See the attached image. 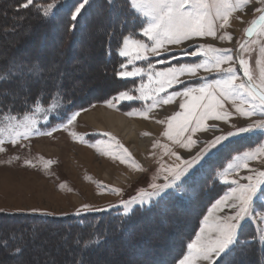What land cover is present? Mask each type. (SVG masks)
<instances>
[{"label": "rangeland", "instance_id": "374dc122", "mask_svg": "<svg viewBox=\"0 0 264 264\" xmlns=\"http://www.w3.org/2000/svg\"><path fill=\"white\" fill-rule=\"evenodd\" d=\"M97 1L104 4L107 15L97 18L87 32L81 31L79 27L74 29L78 33L76 42L80 46L67 45L65 41L63 42V37H60L73 31L70 23L67 24L61 20L71 19V13L77 6L75 3L74 6L65 3L58 8V14L64 17L54 18L60 32L58 28L50 27L47 30L48 34L44 39L42 38L43 41L40 35L41 40L38 36L32 35L17 53L12 54L11 59L8 58L10 72L21 71L22 74L27 75L28 79L11 81L4 87H0V128L5 129L4 143L0 144V148H3V151H0V214L78 216L77 212L82 215L113 210L123 217L125 215L122 214L124 211L122 202L129 201L131 198L139 199L141 195L152 193L154 190L150 185L170 183L172 173L196 156L205 141L211 140L213 136L220 135L222 131L226 132L230 128V124H226L223 120H205L203 122L205 127L214 124L216 128L195 133L185 132L183 137L177 139H182L187 146H181L163 135L165 131H169L171 135L175 134L188 109L195 103L193 97L198 93L193 92L186 97H175L172 103L164 104L163 98L173 91H182L185 85H174L173 88H166L165 92H159L160 85L156 73L166 72L168 68L178 67L180 63L204 62L209 57L185 56L181 53L180 46L169 45L168 47L172 49L171 52L161 56H149L148 60H135V53H133L131 57L133 63L128 64L129 58L119 57L116 46L118 38L121 37V22L125 19L121 15L122 11L128 14L127 18L131 21L135 9L129 11L128 0H114V8L107 3V0ZM231 2L236 3V0H231ZM96 4L93 3L91 8H96ZM253 5L255 7L262 6L259 0H252L247 8L233 11L229 15V25L223 31L231 35V40L220 41L218 37L215 39L213 37H196L194 39L198 43L212 44L217 49H232V54L235 56L237 45L246 36L245 29L252 27L251 22L259 17V14L253 9ZM8 7V0H0V16H2L0 30L2 33L11 31L6 35L3 33L2 39L0 38V48H4L0 49V60L5 59L8 51L15 48L12 45L18 41V38L30 34V28L23 27V24L27 26L26 22L18 23L16 26L14 24L22 18L19 15L23 14L8 17L6 14ZM249 9L253 10L249 11ZM50 16L52 17V15ZM87 16L90 14L88 13ZM141 19L147 18L141 17ZM119 20L120 29L118 30ZM113 21H115L114 32L112 30ZM13 25L17 30L15 33ZM131 27H135L139 36L141 28L139 21L135 25L126 24L124 34H128ZM99 32L101 33L98 34ZM117 32L118 36L112 38L110 53L109 33L116 34ZM260 33L259 25L242 44L246 45L247 50L241 51L240 49L239 52L248 62V67L257 83H259L257 60L260 58V45L264 44V35ZM141 38L146 40L145 37ZM39 40L41 44H38ZM191 50L195 49H189V51ZM45 53L47 58L40 61ZM38 57L39 61L36 60ZM102 57H105L106 60L102 61ZM54 59L58 61L53 62ZM149 62H151V67ZM121 63L127 64V68L121 69ZM27 65H32V67H27ZM38 65L43 68L44 75H41L42 71ZM57 67H66V69H59L60 71L53 69ZM222 67H228V65L224 64ZM234 67L237 75L236 83H240L241 74L236 64ZM136 68L141 69V74L138 76L119 77L116 75L117 71L131 72ZM205 75L207 82L223 78V74H205L201 69L197 78H188L185 84L198 89L201 84L199 77ZM63 80L65 83H69L68 87L71 90H74L75 87L82 89L80 94L78 93L79 98L59 93L61 94L59 96L43 97L38 108L36 105H32L31 101L38 95L40 96V94H35L38 88H42L46 84H54L59 88ZM121 91H128L135 97H141L143 94L144 98L112 101L111 106L105 103V101H111ZM30 93L31 97H26ZM157 98H160V102L149 110V106ZM26 99L27 104H25ZM181 103L185 104V108L180 107ZM52 105L55 107L49 111L48 109ZM28 107L33 110L26 113ZM225 108L233 114L228 118L229 121L241 124L246 121L247 118L236 114L235 107L231 102L225 103ZM99 109L121 115L129 124L134 123L131 127L137 136L133 141L126 140V136L122 132L112 131L105 120L98 115ZM57 111L65 118L64 120L57 119L53 115V112ZM75 112H79V115L71 125H67L66 128L57 127L51 135L33 133L27 139L18 138L15 144L9 139L8 131L18 126L25 115L34 118L35 128L43 132L51 130L53 126L62 122L66 123V117ZM9 113L16 119L8 120L6 116ZM174 113H180V116L170 122L172 128L169 129L167 117ZM86 114L91 116L86 118ZM46 116L47 119H45ZM139 122L144 126L136 127L140 125ZM188 136L197 142L189 145ZM148 138L149 141H144L142 145L139 144L140 140ZM260 142H264V138L258 134L242 139L234 138L228 149L217 152L205 168L198 170L196 176L188 182L182 195L174 194L173 189H165L159 196L150 199L143 206L134 205L128 215L134 210H137V214L144 212V216L138 217L136 219L138 223L133 225L140 226L139 236L149 239L144 246L145 250L143 249L145 254H148L149 257L153 254L151 253L153 250L150 248V252L148 249L153 244L168 245V249L171 248L170 251H172V247L177 242L182 243L184 244V253L175 263L178 264V261L189 253L187 245L196 240L197 234H200L201 238L213 235L214 226L232 213L229 208H225L222 212L216 210L210 212L209 209L212 208L215 201L229 193L232 188L237 187V184L230 183L231 181L236 180L239 184H246L249 181L245 177L255 178L254 170L257 168L264 170V164H262L264 153L259 151ZM250 148L257 151L255 159L246 161L247 168L244 167V162H240L238 168L235 167L238 163L233 159L238 154L236 150L243 153ZM26 161L30 163H26ZM48 161L52 163L45 167ZM229 165L232 167L230 168ZM209 168L223 173L216 177L214 185L211 182L212 173L209 172ZM225 180L229 183H224ZM165 193L168 194L165 195ZM176 198H180L184 204L189 203L188 209L179 208L186 213L194 211L197 206L202 205L199 215L200 222L193 228L190 238L181 235L187 231L190 217L181 211L175 215L172 214V205L173 203L175 205ZM203 201H209V203L205 206ZM85 205L87 208L84 207ZM159 210L161 211L162 225L173 226L177 233L170 234L166 229L158 227L157 223H151L155 222V216ZM206 216L207 220L204 219ZM9 220L0 218V222ZM146 223L151 224L152 228L147 229V233H144L141 226ZM241 223L242 235L246 238L256 237L257 241L254 244L260 245L258 237L264 234V213L249 216ZM1 230L0 227V233ZM14 230L17 232L16 234H9L5 239L0 240V264H69L62 261L63 256L71 257L76 254L74 249L68 247V241L64 242V234L45 230L39 232L40 228L23 230L15 227ZM21 231L23 234L30 233L32 236L28 240L27 246L18 243L22 240L20 238ZM35 233H37L36 236ZM17 248L20 249V252L16 251ZM128 250L131 251L130 248ZM129 253L132 254V252ZM129 253L127 255L129 258L137 257L138 260L140 259V264H146L147 260L143 258L145 254L141 257L133 254L130 257ZM110 254L99 256L97 259L99 262H94V264H104ZM241 262L238 264H256L252 255L243 258ZM83 264L86 262L84 261Z\"/></svg>", "mask_w": 264, "mask_h": 264}, {"label": "snow or ice", "instance_id": "6c2138e0", "mask_svg": "<svg viewBox=\"0 0 264 264\" xmlns=\"http://www.w3.org/2000/svg\"><path fill=\"white\" fill-rule=\"evenodd\" d=\"M252 0H236L232 3L231 0H128L129 11L135 9L132 13V20L125 18L121 22V37L117 40L116 51L119 57L129 58L127 63H133L132 54L135 53V60H148L149 56H161L172 51L168 46H180V51L185 56H208L209 59L204 62L180 63L178 67H170L163 73H156L159 82V92H165L166 88H173L174 85L184 84L182 91H173L166 98H163L164 104H170L175 97L190 96L193 92L198 94L193 97L195 103L188 109L187 114L182 122L179 123L174 135L169 131H165L163 135L167 136L173 142L179 143L181 146H187L182 139L185 132L195 133L197 131H208L215 129L216 125L211 124L204 126L205 120L219 121L223 120L226 124H230V128L226 132H221L220 135H215L211 140L205 141L204 146L197 152L196 156L186 163L182 168H179L172 173V181L163 185H150L153 188L152 193L141 195L139 199L131 198L129 201L122 202L124 209L123 215H128L133 206L140 204L143 206L148 203L150 199L159 196L165 189H173L176 195H182L190 180H192L198 170L205 168L213 156L221 151L228 149L233 139H242L246 136L258 134L264 138V44L260 45V58L257 60V67L259 68V83L256 82L254 76L248 67V62L243 58L242 54L233 55L232 49H217L209 43H198L194 38L196 37H218L220 41L225 39L231 40L232 37L226 31H223L229 25V15L233 11H239L247 8ZM35 3V0H26L22 5H17L18 8H27ZM89 3V0H80L71 13L73 21L77 20L78 14ZM111 6L114 0H107ZM261 7L253 9L259 14V19L253 20L251 23L256 25L259 23L261 27V35H264V0H259ZM58 5L53 0V3L47 5H38L37 11H42L45 17L53 14V9ZM249 9V11L253 10ZM141 17L147 19H141ZM238 18V17H237ZM139 21L140 33H136L135 27L128 30V34H124V26L126 24L135 25ZM248 36L253 34V28L245 29ZM115 33H109V52L111 53V41ZM145 37V39L141 38ZM253 43H256L253 41ZM189 49H195L189 51ZM241 51L247 50L246 45H240ZM147 53V55H145ZM239 63L243 71L244 77L247 81L241 80L236 83L237 75L235 71V64ZM227 64L228 67H222ZM151 67V62H149ZM121 69H126L127 64L121 63ZM203 70L205 74L217 73L223 74L222 79H215L207 82L206 75L199 77L201 84L198 89L187 86L185 81L188 78H197L199 71ZM141 74V69L136 68L134 71H117L116 75L119 77H132ZM9 73L3 75L7 79ZM184 77V79H181ZM129 94L128 91H121L117 96H114L111 101H105L111 106L112 101L119 102L120 100L142 99ZM51 99V97H50ZM160 102L157 98L152 105L154 107ZM231 102L235 107L236 114L240 117L247 118L244 123L231 122L229 117L233 115L225 108V103ZM27 99L25 104H27ZM32 105L39 107L42 103V97L37 96L31 101ZM55 105L49 107V111ZM181 108H185V104H180ZM219 109V110H218ZM31 107L26 108V113L31 112ZM57 119L64 120L65 118L57 112H53ZM79 112L72 113L66 117V123H60L53 126L51 130L41 132L40 129L35 128V119L25 115L18 126L11 128L8 131L9 139L13 144L18 138L27 139L30 135H51L57 127L66 128L71 125ZM180 113L167 117L169 121L168 128H172L171 121L175 120ZM256 117L255 119H251ZM8 120H15L16 117L11 116L10 113L6 116ZM47 119V116L45 117ZM160 122V121H158ZM49 123H51L49 121ZM46 127V126H45ZM21 129H23L21 131ZM5 129L0 128V144L4 143L3 134ZM188 144L196 143L191 136L187 137ZM155 146V145H154ZM3 151V148H0ZM233 157L238 163L235 167H239L240 162H244V167H248L247 160L255 159L257 151L249 149L243 153H239ZM261 153H264V142H260ZM125 152L127 150L125 149ZM175 154V153H172ZM26 163H30L27 162ZM52 163L48 161L45 164ZM264 164V161H262ZM231 168L232 166L229 165ZM212 173V184L216 183V177L223 175L218 170L209 168ZM254 177H245L249 182L246 184H239L236 180L230 183L237 184V187L231 189L229 193L221 196L209 209L222 212L225 208L232 210V213L223 218L222 222L216 224L213 228V235L201 238L197 234L196 240L187 245L189 250L178 264H222L224 256L231 254L237 248L248 246L257 241L256 237H244L242 235V221L249 216H255L259 213H264V170L257 168L254 170ZM224 183H229L225 180ZM119 191V190H115ZM168 193H165L167 195ZM87 208V206H84ZM79 215V212L76 213ZM205 220L208 219L206 216ZM203 232V229H201ZM260 245H264V234L258 237ZM73 243L80 247L81 256L83 252L89 250L91 247H96L100 243V235L97 233L87 239L78 237ZM20 251L19 248L16 249ZM75 264H82V259H77Z\"/></svg>", "mask_w": 264, "mask_h": 264}, {"label": "trees", "instance_id": "16d2710c", "mask_svg": "<svg viewBox=\"0 0 264 264\" xmlns=\"http://www.w3.org/2000/svg\"><path fill=\"white\" fill-rule=\"evenodd\" d=\"M26 0H8L9 7L7 8L6 14L8 17L10 15L15 16L18 14L22 18L15 22V26L18 23H27V26L23 24V27H29L30 28V34L22 35L21 38H18V41L14 43L12 46L15 47L14 49H11V51H8L6 54L5 59L0 60V87H4L9 82L19 81L20 79H28L27 75L22 72H10V64L8 61V58H12L13 53H17L20 50V47L24 46V43H26L32 35H36L39 37L41 36V39L48 34L47 30H49L50 27L52 29L58 28L60 32V28L56 26V22L54 21V18L58 17H64L63 15L58 14V8L62 7L65 3L69 6H74L75 4H78L80 0H55V3L58 5L56 8L53 9L52 17L48 16L45 17L42 13V11H37L38 5H47L49 3H53V0H38L35 1V3L27 8H18L17 5H22L25 3ZM93 3L96 4V8H91ZM112 8L114 6L112 5ZM90 14V16H87V14ZM103 15H107V10L104 8V4L98 2L97 0H89V3L86 5V7L82 10L80 14H78L77 20L73 21L71 19H62L61 21L65 23H70L72 25V32L70 34H63L60 37H63V42L68 45L70 44L75 46H80L78 42H76V39L78 38V33L74 31L76 27L81 28V31L87 32L89 30L90 26L95 22V20ZM124 18H127L128 14L124 13L122 11V14ZM2 16H0L1 20ZM1 24V23H0ZM113 25V32L115 31V21L112 22ZM59 26V25H58ZM13 29L15 28L14 25L12 26ZM120 29V20H119V27ZM117 30V31H118ZM14 33L17 32L16 29L13 31ZM3 33L9 34L11 33L10 30ZM2 31L0 30V38L2 39ZM99 32L98 34H100ZM118 36V32L114 35L116 38ZM40 39V37H39ZM40 39V40H41ZM42 39V41H43ZM39 40L38 44H41ZM106 41L104 42V44ZM63 44V43H62ZM4 49V48H0ZM10 54V55H9ZM36 55V54H31ZM17 56V55H15ZM23 58V56H21ZM43 58L38 57L36 60H44L47 58L46 53L45 56H42ZM29 58V57H27ZM29 60H31L29 58ZM35 60V61H36ZM106 60L105 57H102V61ZM32 61V60H31ZM58 60L54 59L53 62H57ZM27 67H32V65ZM38 68H41V75H44V70L40 65H38ZM55 70H64L66 67H57L53 68ZM59 70V71H60ZM5 73H9V76L7 79L3 78V75ZM98 73V71H97ZM99 74V73H98ZM102 75V74H101ZM107 75V74H105ZM104 75V76H105ZM108 76V75H107ZM103 77V75H102ZM14 79V80H12ZM69 83H65L63 80V83L60 85L59 88H57L54 84L52 85H45L42 88H38L35 91V94H40L42 97L47 96H53V95H70L75 98H79V92H81L82 89H79L80 87H75L74 90H71L68 87ZM68 92V93H67ZM32 93V92H31ZM31 93L27 94L26 97H31ZM61 93V94H59ZM79 93V94H78ZM206 200H208L205 197ZM205 202V206L209 201H203ZM189 203L184 204V202L180 198H176L175 205L173 203L172 205V214L175 215L177 212L181 211L185 213L187 217H190V222L188 224L187 231H184L183 236L190 238V234L198 224H199V215L200 211L202 210V205L197 206L194 211L191 212H184L180 209H188ZM180 208V209H179ZM160 210L158 213H156L155 216V222L151 223H157L158 227L161 229H166V231H169L170 234H175L177 231L174 229L173 226H163L162 225V216H160ZM171 215V217H173ZM3 216V217H2ZM144 216V212H139L137 214V210H134L130 215L128 216H121L117 214L115 211L110 210L107 212H96V213H86L82 215H37V214H0L1 220L3 218L10 219L8 222H0V227L2 228L0 233V240L5 239L7 235L9 234H16L17 232L14 230L15 227L18 229H37L40 228L39 232L41 230H45L47 232H57L59 234H64L65 238H63L64 242L68 241V247L70 249H74L76 254L75 256H63L62 261L68 262L69 264H75L77 259H82V264L85 261L86 264H94V262L97 261L99 256H102L104 254L111 253L110 256L105 260L104 264H140L137 257L129 258L127 255L129 252H132L130 254V257L135 254L136 256H142L145 254L144 246L148 242V238L144 237L142 238L139 236V225H133L134 223H138L136 220L138 217ZM17 221V222H16ZM165 222V220H163ZM148 224V225H146ZM141 226V230L144 233H147V229L152 228V226L149 225V223H146ZM150 226V227H149ZM6 229V230H5ZM22 232V231H21ZM100 235V243L96 247H91L89 250L83 252L81 256V249L80 247L73 244V240H75L79 235L81 239H87L95 234ZM37 233H35L36 236ZM41 234V233H40ZM169 234V235H170ZM21 239L20 242L23 246H27L29 244V241L32 236H30V233L28 235L20 233ZM73 239V240H72ZM154 242V241H153ZM130 248L131 251L128 250ZM153 250L151 252V249ZM144 249V250H143ZM149 251L153 253L150 257L148 254H145L143 258L147 260L146 264H175L177 260L181 257V255L184 253V244L178 243L172 247V251H170L171 248L168 249V245L164 246L159 244H153L149 246ZM20 252V251H19ZM170 252V253H169ZM12 255V254H11ZM112 255V256H111ZM246 255V256H245ZM252 255L256 261V264H264V246H260L258 244H250L245 247L237 248L234 250L231 254L224 256L222 264H238L241 262L243 258L249 257ZM258 258V259H257ZM112 259H114L112 261ZM122 260V261H121ZM243 263V262H241Z\"/></svg>", "mask_w": 264, "mask_h": 264}, {"label": "bare ground", "instance_id": "6f19581e", "mask_svg": "<svg viewBox=\"0 0 264 264\" xmlns=\"http://www.w3.org/2000/svg\"><path fill=\"white\" fill-rule=\"evenodd\" d=\"M98 115L105 120L106 124L110 127L112 131L115 132H122L126 136V140L128 141H133V139L137 136L135 134V131L131 127L133 124H129L128 121L121 115L112 113L110 111H106L104 109H99L98 110ZM90 114H86L85 117L88 118L90 117ZM140 125H137L136 127L139 128V126H144V124L140 123ZM149 126V125H148ZM146 127V126H145ZM151 128V127H150ZM149 141V138L146 140H140L139 144L142 145L144 143ZM133 144V143H132Z\"/></svg>", "mask_w": 264, "mask_h": 264}, {"label": "water", "instance_id": "95a60500", "mask_svg": "<svg viewBox=\"0 0 264 264\" xmlns=\"http://www.w3.org/2000/svg\"><path fill=\"white\" fill-rule=\"evenodd\" d=\"M258 19H259V17H258ZM258 19H257V21H258ZM258 26H259V23H257L256 25H253V26H252V28H253V32L257 29ZM249 37H250V36H248V35L246 34V36L243 37L242 41L237 45V47H236V55L240 52V45H242V44H243V43H244ZM236 65H237L238 70H239V72H240V74H241L242 80H244V81L246 82V81H247V78L244 77L243 71H242V69L240 68L239 63L237 62Z\"/></svg>", "mask_w": 264, "mask_h": 264}]
</instances>
